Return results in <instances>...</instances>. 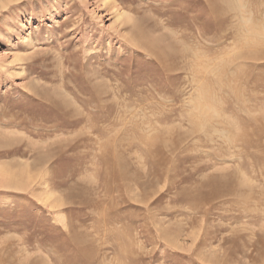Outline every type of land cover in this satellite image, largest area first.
Returning a JSON list of instances; mask_svg holds the SVG:
<instances>
[{"label": "rangeland", "instance_id": "obj_1", "mask_svg": "<svg viewBox=\"0 0 264 264\" xmlns=\"http://www.w3.org/2000/svg\"><path fill=\"white\" fill-rule=\"evenodd\" d=\"M0 264H264V0H0Z\"/></svg>", "mask_w": 264, "mask_h": 264}, {"label": "bare ground", "instance_id": "obj_2", "mask_svg": "<svg viewBox=\"0 0 264 264\" xmlns=\"http://www.w3.org/2000/svg\"><path fill=\"white\" fill-rule=\"evenodd\" d=\"M133 40H134V39H133ZM135 41H136V40H135ZM169 68H170V67H169ZM132 77H133V76H132ZM142 80H143V79H142ZM104 84H105V83H104ZM126 88H127V87H126ZM149 88H150V87H149ZM151 88H152V87H151ZM151 88H150V89H151ZM145 97H146V96H145ZM85 102H86V101H85ZM165 102H166V101H165ZM173 108H174V107H173ZM204 115H205V114H204ZM5 180H6V179H5ZM9 181H10V180H9ZM9 181H8V182H9Z\"/></svg>", "mask_w": 264, "mask_h": 264}]
</instances>
